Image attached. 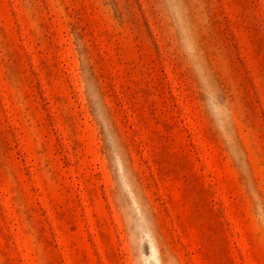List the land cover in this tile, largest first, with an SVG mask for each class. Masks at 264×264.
Listing matches in <instances>:
<instances>
[{
  "label": "rangeland",
  "instance_id": "374dc122",
  "mask_svg": "<svg viewBox=\"0 0 264 264\" xmlns=\"http://www.w3.org/2000/svg\"><path fill=\"white\" fill-rule=\"evenodd\" d=\"M0 264H264V0H0Z\"/></svg>",
  "mask_w": 264,
  "mask_h": 264
}]
</instances>
